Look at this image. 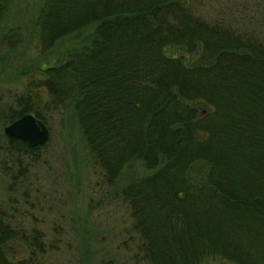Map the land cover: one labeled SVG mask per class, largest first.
I'll return each instance as SVG.
<instances>
[{
    "label": "trees",
    "instance_id": "trees-1",
    "mask_svg": "<svg viewBox=\"0 0 264 264\" xmlns=\"http://www.w3.org/2000/svg\"><path fill=\"white\" fill-rule=\"evenodd\" d=\"M36 24L42 53L93 29L41 84L50 107L73 106L109 181L132 160L156 169L121 190L147 263L264 264V33L209 19L196 0H45ZM30 94L8 119L44 118ZM43 250L40 231L0 215V264H38Z\"/></svg>",
    "mask_w": 264,
    "mask_h": 264
},
{
    "label": "rangeland",
    "instance_id": "rangeland-1",
    "mask_svg": "<svg viewBox=\"0 0 264 264\" xmlns=\"http://www.w3.org/2000/svg\"><path fill=\"white\" fill-rule=\"evenodd\" d=\"M44 2L12 0L0 17V215L27 231H40L44 250L38 251V264H148L140 251L131 205L121 190L156 169L132 160L117 179L109 181L95 161L73 106H49L51 95L41 84L46 77L42 67L89 42L93 29L65 37L59 46L42 53L36 22ZM196 3L209 19L264 33V0ZM12 34L18 41L10 46L9 37L4 36ZM30 90V101L41 98L37 105L44 118L40 119L50 130L43 146L29 143L38 148L34 155L13 148L12 137L4 130L14 122L8 112ZM26 103L25 98L21 100ZM200 169L196 167L194 178L202 176ZM16 249L25 254L21 245ZM203 264L237 263L210 258Z\"/></svg>",
    "mask_w": 264,
    "mask_h": 264
},
{
    "label": "water",
    "instance_id": "water-1",
    "mask_svg": "<svg viewBox=\"0 0 264 264\" xmlns=\"http://www.w3.org/2000/svg\"><path fill=\"white\" fill-rule=\"evenodd\" d=\"M9 137L27 141L34 146L44 145L49 141L50 130L42 119L32 113H27L5 127Z\"/></svg>",
    "mask_w": 264,
    "mask_h": 264
}]
</instances>
